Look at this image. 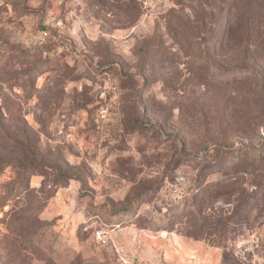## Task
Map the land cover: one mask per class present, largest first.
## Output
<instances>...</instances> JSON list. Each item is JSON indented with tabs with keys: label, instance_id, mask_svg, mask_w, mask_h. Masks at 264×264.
I'll return each instance as SVG.
<instances>
[{
	"label": "rangeland",
	"instance_id": "1",
	"mask_svg": "<svg viewBox=\"0 0 264 264\" xmlns=\"http://www.w3.org/2000/svg\"><path fill=\"white\" fill-rule=\"evenodd\" d=\"M0 264H264V0H0Z\"/></svg>",
	"mask_w": 264,
	"mask_h": 264
},
{
	"label": "built area",
	"instance_id": "2",
	"mask_svg": "<svg viewBox=\"0 0 264 264\" xmlns=\"http://www.w3.org/2000/svg\"><path fill=\"white\" fill-rule=\"evenodd\" d=\"M46 34V33H45Z\"/></svg>",
	"mask_w": 264,
	"mask_h": 264
}]
</instances>
